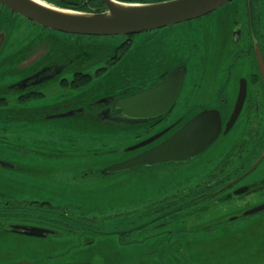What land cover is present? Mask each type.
Listing matches in <instances>:
<instances>
[{
  "label": "flooded vegetation",
  "instance_id": "flooded-vegetation-1",
  "mask_svg": "<svg viewBox=\"0 0 264 264\" xmlns=\"http://www.w3.org/2000/svg\"><path fill=\"white\" fill-rule=\"evenodd\" d=\"M158 1L163 0H143L151 3ZM68 2L75 5L73 0ZM240 2L244 4L243 8L232 5L227 9V21L208 14L146 32L105 36L119 39L94 53L90 52L94 51L92 46L95 44L89 45L88 40L97 36L63 33L27 19L28 24L39 29L36 35L39 38L35 37L30 43L31 51L37 54H26L24 46L17 48L18 45L5 33L0 52V109L16 110L30 102L40 103L47 95L43 88L47 90L55 79L63 92L80 90L113 68L130 46L131 69L129 72L121 70L120 76L125 86L132 89L153 83L164 70L185 66L178 98L168 115L150 126V132H158L174 124L177 128L203 109L219 110L224 127L238 97L240 82L245 81L241 111L231 130L233 138L227 137L222 141L223 146L213 148L206 158L190 162L197 166V172H190L192 165H188L187 172H184L185 181L176 185L186 183L189 187L167 200L153 202L156 207L143 223L148 228L134 220L126 219V225H122V220H110L112 222L106 227L113 226V229L103 231L100 238L113 241L111 235L116 234L114 239L121 243L117 250L126 249L122 245L150 247V257L153 255L161 262L174 255L185 259L186 254L193 253L194 243L201 235L204 213L210 212L212 207L229 206L234 212L226 219L214 221L205 234L227 231L231 233V242L238 241V245L232 246L231 243L227 247L232 249L226 250L229 253L227 264H264V209L244 214L264 203L248 196L254 193L252 190L264 185V179L258 178L264 163V77L257 55L258 52L264 64V12L259 0ZM83 3L89 8L103 6L89 0ZM6 9L9 16L15 15ZM44 30L75 37L76 41L73 44L56 39L49 42V36H42ZM44 47L47 53L43 55L41 50ZM3 123L0 126V156L18 160L28 158L24 147L19 145L35 144L41 139L36 135H26L23 130L12 133L8 130L9 122ZM15 142L19 145L12 147ZM47 143L52 147L55 145L54 140ZM10 150H19L18 156ZM22 170L20 172L29 174V177L0 166V222L3 221L5 232L13 233L11 226L22 225L50 230L55 237L63 233L70 240L71 251L98 239V218L85 216L84 212L75 217V211H70L74 206L71 204L73 193L56 190L48 198L42 193L46 192L44 185L47 181L37 176L38 173L33 171L35 168ZM30 177L40 181L31 184ZM245 186L248 188L243 194L233 195L236 189ZM35 187L41 195L25 198V193ZM43 206L49 209L45 215L40 212ZM37 208L38 214L27 213V210ZM114 216L117 218V214ZM17 219H20L19 223H16ZM140 232L145 233L139 236ZM122 235H128L124 243ZM81 238L85 240L82 243ZM74 240L77 241L74 243ZM239 253L243 256L240 257Z\"/></svg>",
  "mask_w": 264,
  "mask_h": 264
},
{
  "label": "water",
  "instance_id": "water-1",
  "mask_svg": "<svg viewBox=\"0 0 264 264\" xmlns=\"http://www.w3.org/2000/svg\"><path fill=\"white\" fill-rule=\"evenodd\" d=\"M231 1L233 0H163L151 3L143 2V0H100L102 7L88 8V10L60 7L45 0H0V5L8 8L11 13L51 30L78 35L112 36L131 35L197 19ZM4 40L5 31H0V52ZM128 52L113 68L92 80L86 87L75 91L70 101L47 102L46 104L40 102L31 108L21 106L16 110L0 109V122L6 121L11 124L28 120L30 121L29 127H34L38 121L47 120L48 122V120L73 118L81 122L93 121L97 126L112 130H121L124 127L135 128V131H141L138 133L141 134L152 124L165 118L171 111L183 85L185 66L170 71L164 70L153 83L132 89L125 86L120 76L121 70L129 72L131 69V67L121 68L127 62ZM257 55L264 77V64L258 52ZM244 91L245 81L240 82L238 97L224 127L219 110L203 109L177 128L174 124L158 132L149 131L136 136L137 140L121 149L122 154H118L115 160L87 172L91 174L89 181L99 190L98 192H102L116 188L118 186L116 176L122 172L166 167L171 171L187 172L186 167L193 166L190 162L203 158L212 148L216 147V144L226 140L232 133L231 130L241 111ZM16 145L19 144L15 142L12 147ZM19 146L24 147L23 151L28 158L18 160L0 156V166L6 168L7 171L21 173L25 177L27 175L20 172L24 168H35L33 171L38 175H43L41 173L53 169L41 165H26V162L35 160L36 164L41 159L53 161L58 160L57 157L60 156L52 146L46 150L39 149L42 145L33 142ZM18 152L19 150L11 151L16 156ZM85 175L84 171L82 176ZM66 182H71L70 186L59 182L61 185L58 190L69 191L76 196L80 191L82 195L87 192L86 188H79V183L71 179ZM53 188L56 189V187ZM247 188L246 186L240 187L233 192V195H241ZM261 189H264V185L252 192ZM261 209H264V203L244 214L254 213ZM10 230L15 234L36 238H46L53 233L44 228L22 225L11 226ZM142 263L151 264L150 261L147 263L142 261Z\"/></svg>",
  "mask_w": 264,
  "mask_h": 264
},
{
  "label": "rangeland",
  "instance_id": "rangeland-1",
  "mask_svg": "<svg viewBox=\"0 0 264 264\" xmlns=\"http://www.w3.org/2000/svg\"><path fill=\"white\" fill-rule=\"evenodd\" d=\"M232 5H237L241 8L244 6L240 0H233L210 14L217 19L221 17L222 20L227 21V9ZM259 6L264 12V0H259ZM24 20V18L16 14L13 17L9 16L8 10L0 6V31H5L6 37L15 42L18 45L17 48L24 46L23 48L26 50V54H37V52L31 51L32 45L30 46V43L34 41L35 37L39 38L36 36L39 29H36L37 26L30 25ZM42 36L45 38L49 36L47 39L49 42H53V39H56L59 42H69L73 44L74 41H76L75 37L50 32L49 30L42 31ZM118 39L97 36L90 38L88 42L89 45L95 44L92 46V49L98 52L103 49L102 46L114 43V41H118ZM262 44L264 48V38ZM44 48H42V52L40 51L43 55L47 53L46 47ZM50 51L51 48L49 49V52ZM131 51L132 47L130 46L127 62L122 65V69H129L131 67ZM51 84L52 85L47 86V90L45 87L43 88L42 91L47 95L39 102L44 104L47 102L63 103L64 101H70L75 94L74 92H63L61 87L57 85L56 79L51 81ZM36 104V102H30L24 107L31 108L36 106ZM29 123L30 121L28 120L17 123L12 122L10 126H8V130L12 133H20L23 130L26 135H36L38 139H41L38 144L42 145L39 147V149L42 150L50 148V144L47 143V141L54 140V149L58 151L57 155H60L57 157L58 160L50 161L41 159L36 164L34 163L35 160L25 163L26 165H41L53 168L49 170V172L41 173L43 175H37L47 181L44 185V190H46V192L42 193H45L46 197L51 198L61 185L59 182H63L66 186H70L71 182H66L70 179L79 183V188H86L87 192L84 195H82V191H80L77 196L74 195V200L71 203L74 206L70 211H75V217H77L79 213L84 212L85 216L98 218L97 222H100L96 223L97 226H99L96 227L99 233L97 236L98 239L94 243H90L89 245L83 244L78 250L71 251V243L66 234L59 233L57 237L52 235L46 238H36L21 234L7 233L4 230L3 221H1L0 264H18L22 262H28L29 264H143L142 261L146 263L150 261L151 264H185V262L189 264V262L193 260L195 261L192 264H227L229 253L226 250H232L227 247L231 245V243L232 246L238 245V241L231 242V233L227 231L224 233L209 234H205V231L207 228L212 227L214 221L226 219L228 215L234 212L232 207L229 206L225 208L212 207L210 212L204 213L206 215L200 227L201 235H199L196 243H194L195 249L193 253L191 255L186 254L185 259L174 255L161 262L153 255L150 257V247L122 245V247L126 249L117 250L121 243L114 239L116 234L111 235L113 241L100 238L103 235V231L113 229V226L106 227V224L112 222L110 220H122V225L127 224L128 221L126 219L134 220L136 223H141L144 228H148L143 223H146L149 212L156 207V205L152 203L155 201L162 202L167 200V198L172 197V195L183 192L189 187L186 183L183 184L186 186H176L181 181H185L183 176L184 172L171 171L166 167L162 169H149L146 171L133 170L119 173L116 176V181L118 182L116 188L98 192L99 190L89 181L91 174L87 172L93 171L96 167L104 166L115 160L118 154H122L121 149H124L127 147V144L137 140L136 135L141 131H135V128L126 127L121 130H112L97 126L93 121L81 122L73 118L54 121L48 120V122L47 120L38 121L34 127H29ZM3 125L4 123L1 122L0 126ZM5 132L6 130L3 131V133ZM228 137L233 138V134L231 133ZM223 144L224 142L221 141L216 144V147L220 148ZM212 149L204 158L208 156ZM261 169L258 178L263 180L264 163ZM84 171L86 175L82 176ZM190 171L197 172V166L193 165ZM27 176L29 177V174ZM114 177L115 176H113V178ZM197 180L198 179H194V181ZM29 181L31 184H36L40 180L35 177H30ZM49 185L56 187V189L54 191L50 190L51 188ZM30 191L33 192L30 193ZM40 195L41 191H38L37 187H35V189H31L25 193L24 197L38 198ZM248 196L256 198L259 201H264V189L258 190ZM40 209H42L40 212L44 213L43 215L47 214V211H49L48 206L40 207ZM27 213L38 214V208L37 210H27ZM114 214H117V218H115ZM100 215L102 217H100ZM132 217L134 219H131ZM19 222L20 219H17L16 223ZM144 233L140 232L138 235L142 236ZM118 237L120 238V235H118ZM127 238L128 235H122V243H124ZM76 241L74 240L73 242L75 243ZM84 241L85 240L81 238V243ZM239 255L240 257L243 256L242 253H239Z\"/></svg>",
  "mask_w": 264,
  "mask_h": 264
},
{
  "label": "trees",
  "instance_id": "trees-1",
  "mask_svg": "<svg viewBox=\"0 0 264 264\" xmlns=\"http://www.w3.org/2000/svg\"><path fill=\"white\" fill-rule=\"evenodd\" d=\"M45 1H47V2H49V3H52V4H55V5H57V6H60V7H65V8H70V9H75V10H88V6H87V4H84L83 2H84V0H73L74 2H75V5H73V4H70L71 2H68V0H45ZM89 2L91 3H94V2H97V4H99V5H101V2H100V0H89ZM97 4H95V6L97 5ZM95 51H93V52H90V53H94ZM105 70H107V69H105ZM92 82V80L89 82V84ZM88 85V84H87ZM86 85V86H87ZM85 86V87H86ZM82 89V88H81ZM80 89V90H81ZM76 91H78V90H76ZM75 92V91H74ZM150 130L149 129H145L141 134H146V133H148ZM141 134H138V135H136V136H139V135H141Z\"/></svg>",
  "mask_w": 264,
  "mask_h": 264
}]
</instances>
